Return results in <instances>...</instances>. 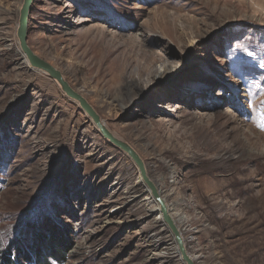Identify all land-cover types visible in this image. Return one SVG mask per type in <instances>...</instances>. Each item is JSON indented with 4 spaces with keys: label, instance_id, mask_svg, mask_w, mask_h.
<instances>
[{
    "label": "rangeland",
    "instance_id": "1",
    "mask_svg": "<svg viewBox=\"0 0 264 264\" xmlns=\"http://www.w3.org/2000/svg\"><path fill=\"white\" fill-rule=\"evenodd\" d=\"M22 2L0 0V264H184L131 159L22 64ZM27 43L135 150L194 264H264V0H33Z\"/></svg>",
    "mask_w": 264,
    "mask_h": 264
},
{
    "label": "water",
    "instance_id": "2",
    "mask_svg": "<svg viewBox=\"0 0 264 264\" xmlns=\"http://www.w3.org/2000/svg\"><path fill=\"white\" fill-rule=\"evenodd\" d=\"M33 0H23L21 9L19 11L18 25L16 30V38L18 42V47L20 50V54L26 59L27 64L38 71H41L47 74L51 79H53L61 88L62 92L71 100L76 101L79 104V107L83 112L87 114V116L92 120L100 135L111 143L113 146L118 148L120 151L125 153L131 161L134 163L136 168L139 171L141 180L150 190L152 197L154 199L155 204L158 205L159 213L161 214L162 223L169 229L171 232L178 255L184 264H194L193 259L187 254L185 242L181 235L180 230L178 229L176 223L171 217L168 207L158 194L155 186L149 180L144 164L139 156L131 149V147L126 144L124 141L117 139L114 137L107 128L102 124V120L99 118L95 110L91 107V105L87 102L85 98H83L80 94L74 91L69 84L64 80L63 76L59 71L53 68L44 60L40 59L35 53L30 49L27 43L28 38V17L30 15L31 5Z\"/></svg>",
    "mask_w": 264,
    "mask_h": 264
},
{
    "label": "bare ground",
    "instance_id": "3",
    "mask_svg": "<svg viewBox=\"0 0 264 264\" xmlns=\"http://www.w3.org/2000/svg\"><path fill=\"white\" fill-rule=\"evenodd\" d=\"M20 60L22 61V64H24V65H26L27 64V62H26V59L20 54ZM102 124L105 126V124L103 123V121H102ZM106 127V126H105ZM107 128V127H106ZM107 130H108V128H107ZM109 131V130H108ZM110 132V131H109ZM114 137H116L117 139H120L117 135H115L114 133H112V132H110ZM132 149V148H131ZM134 152H135V150L134 149H132ZM136 153V152H135ZM150 170V169H149ZM150 172V171H149ZM155 184H157L158 185V182H156V181H154V186H155ZM156 187V186H155ZM153 202V201H152ZM152 202H150V201H147L146 202V204H147V206L149 207V209L148 210H152V209H154V208H156V207H158V205L157 204H153ZM171 215V214H170ZM171 217H172V215H171ZM174 220V219H173ZM180 221H182L183 220V218H180L179 219ZM175 222V221H174ZM156 238L155 237H152V238H150V240H155ZM192 259V258H191ZM194 261V260H193Z\"/></svg>",
    "mask_w": 264,
    "mask_h": 264
},
{
    "label": "trees",
    "instance_id": "4",
    "mask_svg": "<svg viewBox=\"0 0 264 264\" xmlns=\"http://www.w3.org/2000/svg\"><path fill=\"white\" fill-rule=\"evenodd\" d=\"M57 246V245H56ZM56 246H54V248L56 247ZM52 250H54V249H52ZM39 256V258L38 259H36V260H34V262H38L40 259H42L41 258V253L40 252H38V254H37V257ZM6 264H10L9 262H7Z\"/></svg>",
    "mask_w": 264,
    "mask_h": 264
}]
</instances>
